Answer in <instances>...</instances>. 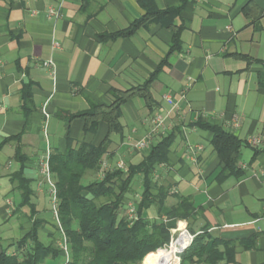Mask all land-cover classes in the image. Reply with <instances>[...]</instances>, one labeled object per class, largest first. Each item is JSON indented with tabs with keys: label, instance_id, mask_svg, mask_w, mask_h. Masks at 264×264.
I'll return each mask as SVG.
<instances>
[{
	"label": "crops",
	"instance_id": "1",
	"mask_svg": "<svg viewBox=\"0 0 264 264\" xmlns=\"http://www.w3.org/2000/svg\"><path fill=\"white\" fill-rule=\"evenodd\" d=\"M49 7H60L62 16H49ZM167 23L180 29L176 48ZM47 59H53L54 69L43 64ZM154 74L151 101L136 95L124 104L121 132L110 134L103 120L95 130H87L83 118L69 120L67 113L87 110L91 102L110 106L112 90L144 85ZM25 83L34 108L28 119ZM183 91L180 110L171 111L167 121L172 130L156 138L158 143L174 132L168 161L152 175L155 201L141 217L163 221L170 243L178 236L179 247L190 246L197 235L205 243L217 242L218 263L195 257L187 264H264V141L248 142L264 138V0H0V143L21 133L0 150L1 227L28 221L29 209L18 210L21 192L14 177L24 166L36 216L43 220L39 235L52 239L57 232L47 187L41 184L46 183L41 160L65 154L68 138L73 147L99 146L109 135L104 158L112 166L120 160L138 165L149 151L131 143L150 132L153 117L169 111L163 94L179 97ZM199 118L243 141L240 176L222 177L213 133L195 125ZM188 141L203 146L196 164L185 156ZM86 175L92 181L98 171ZM132 183L126 210L130 205L137 210L142 200V172ZM184 199L192 204L191 212L170 215ZM23 226L16 233L30 230ZM64 260L62 253L45 264Z\"/></svg>",
	"mask_w": 264,
	"mask_h": 264
},
{
	"label": "trees",
	"instance_id": "2",
	"mask_svg": "<svg viewBox=\"0 0 264 264\" xmlns=\"http://www.w3.org/2000/svg\"><path fill=\"white\" fill-rule=\"evenodd\" d=\"M155 13L167 14L156 10ZM146 20L147 18L141 21ZM139 24L140 22L133 28ZM167 26L174 30L173 48H176L180 29L171 23H167ZM154 76L155 74L144 85L124 91L112 90L114 101L110 106L91 102L87 110L67 113L69 120L83 118L87 130H95L98 123L103 120L108 123L110 134L121 132L120 118L124 104L136 95L143 96L150 102L149 89ZM22 96L25 99L24 112L28 119L34 109L28 103L31 96L30 84H24ZM195 125L213 133L212 143L223 162L222 177L240 176L242 172L239 164L243 141L223 126L210 123L203 118H199ZM20 137L21 133L4 139L0 143V150L9 140ZM108 138L99 146L81 143L77 147H73V140L68 138V151L50 157L51 171L59 198L60 222L71 252L69 264H165L156 251L170 243L169 227L163 221L142 218L141 210L155 201L151 194V188L154 186L152 175L158 164L168 161L174 132L154 144L140 164L129 165L127 171L113 169L108 171L103 179L97 178L83 183V178L88 172L98 171L108 149ZM17 156L23 157L20 150L17 151ZM23 168L24 166L14 177L19 182L18 190L21 192L18 210L24 207L29 209L30 230L7 244L2 237L0 222V264H45L47 259L57 260L63 253L60 246L62 232L57 224V236H53L47 243L40 239L39 231L43 227V220L36 216L34 190L32 183L23 177ZM139 172L144 176V192L136 210L138 218L131 221L125 209V199L132 190L135 175ZM191 210L192 204L184 199L170 215L182 217ZM216 243L214 240L211 244L205 243L202 235L195 236L192 244L182 247L178 253L180 264H187L195 257L198 261L205 258L218 263L222 257L218 255ZM23 250L26 253L22 255Z\"/></svg>",
	"mask_w": 264,
	"mask_h": 264
},
{
	"label": "built area",
	"instance_id": "3",
	"mask_svg": "<svg viewBox=\"0 0 264 264\" xmlns=\"http://www.w3.org/2000/svg\"><path fill=\"white\" fill-rule=\"evenodd\" d=\"M48 15L55 16V17L62 16L61 8L60 7L59 8L49 7ZM43 64L47 67L54 69L53 59H47L44 61ZM162 98L169 105L170 107L169 111L163 114H158L152 118L151 120L152 127H151L150 132L144 138L131 143L134 149L138 151H149L152 148V146L156 143L155 141H156L157 136L166 134L172 130L173 125L167 122L170 117V112L171 111L177 112L180 110V102L186 98V94H185V91H183L179 97H176L174 94L168 92V93L163 94ZM46 117L48 118L47 114H46ZM235 125H239V121H237ZM263 141H264V138L259 137V136L250 137L248 139V142L251 144H259V143H262ZM202 151H203V146L201 144H196L191 141H188L186 145L185 156L188 160L196 164L199 161V155L201 154ZM39 166H40V173L43 179H45L46 183L49 184V191H50L49 194H50L51 202H52L53 216L56 220L58 227L60 228L62 232V239L60 241V246L65 255V260L63 264H69L71 262V252H70L67 236L60 222L59 198L57 195L56 183H55L52 171H51L50 156L43 158L41 162L39 163ZM113 169H121L123 171H127L128 166L126 162L123 160L118 161L115 166H112L106 158H103L100 162V166L98 169V178L103 179L106 173ZM127 216L131 221H135L138 218L137 211L134 206L130 205L128 207ZM192 239H193V235H191V240Z\"/></svg>",
	"mask_w": 264,
	"mask_h": 264
},
{
	"label": "rangeland",
	"instance_id": "4",
	"mask_svg": "<svg viewBox=\"0 0 264 264\" xmlns=\"http://www.w3.org/2000/svg\"><path fill=\"white\" fill-rule=\"evenodd\" d=\"M89 177H88V175H85L84 176V178H83V183H87L88 181H89V179H88ZM42 185L43 184H45V186L47 187V189H46V193H47V195H48V197H49V211L51 212V218L54 220V222H55V226H56V220H55V218H54V216H53V212H52V202H51V197H50V191H49V184L48 183H41ZM7 201H9V200H11L12 202H14L15 203V200H16V198H14V197H8L7 199H6ZM1 221V223H3V220H0ZM29 223V224H28ZM22 224V226H23V228L26 226V225H30L31 223L29 222V221H27V220H21V221H17V223L16 222H12V223H10V226L9 225H7V226H5L6 228H5V230L3 229V227H1V230H2V237H3V239H4V241H6L7 242V244L8 243H11V242H14L15 240H17V239H19L22 235H20L19 233H16V229L19 227V225H21ZM1 226H2V224H1ZM53 229L55 230V227L53 226ZM56 231V230H55ZM57 234V233H56ZM179 235V234H178ZM57 236V235H56ZM178 237V236H177ZM176 237V238H177ZM175 238V239H176ZM40 239L42 240V241H44V242H49L50 241V239L47 237V235H45V234H40ZM174 239V240H175ZM173 240V241H174ZM168 245H170V243L168 244ZM166 246H164L163 248H165ZM24 250H26V248H24ZM21 251V253H22V255L23 254H25L26 252L25 251Z\"/></svg>",
	"mask_w": 264,
	"mask_h": 264
},
{
	"label": "bare ground",
	"instance_id": "5",
	"mask_svg": "<svg viewBox=\"0 0 264 264\" xmlns=\"http://www.w3.org/2000/svg\"><path fill=\"white\" fill-rule=\"evenodd\" d=\"M177 239L178 238H176L174 240L175 242L172 241V243L170 245L166 246L165 248L162 247V248L157 249V251H156V254L158 252L159 258L165 264H179V263H181V260L179 257L173 256L174 254L177 255L182 250V247H183V246L179 247V245H176ZM180 257H181V255H180Z\"/></svg>",
	"mask_w": 264,
	"mask_h": 264
}]
</instances>
